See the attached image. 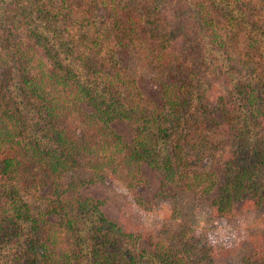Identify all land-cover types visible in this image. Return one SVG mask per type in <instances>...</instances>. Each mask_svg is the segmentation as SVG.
<instances>
[{"label": "trees", "instance_id": "obj_1", "mask_svg": "<svg viewBox=\"0 0 264 264\" xmlns=\"http://www.w3.org/2000/svg\"><path fill=\"white\" fill-rule=\"evenodd\" d=\"M132 50L152 64L161 106L120 61ZM115 121L136 124L129 141ZM263 129L264 0H0V150L13 152L0 159V264H212L186 229L141 248L64 174L92 167L102 180L125 164L135 187L145 161L209 193L217 167L198 164L223 150L224 192L242 179L264 199ZM42 186L57 203L33 200Z\"/></svg>", "mask_w": 264, "mask_h": 264}, {"label": "rangeland", "instance_id": "obj_2", "mask_svg": "<svg viewBox=\"0 0 264 264\" xmlns=\"http://www.w3.org/2000/svg\"><path fill=\"white\" fill-rule=\"evenodd\" d=\"M119 53L122 64L128 66L136 78L137 90L149 103L161 106L163 91L152 64L140 51ZM223 87L224 83L218 80L211 89L212 95L223 91ZM113 126L129 141L136 124L115 121ZM224 149L228 157V148ZM222 151L216 154L215 159L209 156L198 164V171L217 167L220 181L209 193L196 190V186L186 188L176 182L166 184L162 171L145 161L140 163L138 171L144 179L142 176L135 187L128 183L132 176L138 174H134L133 168L125 164H119L118 168L116 164L108 166L106 177L95 181L90 180L98 172L101 173L100 169H96L97 172L92 167H78L64 174V182L78 183L77 191L81 196L98 200L107 218L116 222L122 230L132 233L133 237L137 236L141 248L150 247L151 244L153 247V242L159 239H178L182 235L180 230L186 229L211 251L212 264H242L249 255L264 253V199L250 194L242 179L228 187L230 193L224 192L225 160L219 159ZM12 154L10 150H0V159ZM212 161L214 165L207 169L206 164ZM79 179L84 182H78ZM67 186L73 189V185ZM36 193L33 200L40 206L48 205L51 200L57 203L56 196H52L48 186L40 187ZM223 201L225 210L220 209ZM50 219L56 222L59 217L50 215Z\"/></svg>", "mask_w": 264, "mask_h": 264}]
</instances>
